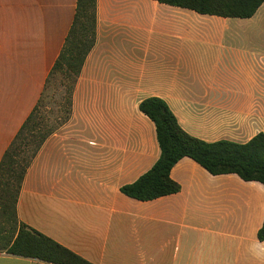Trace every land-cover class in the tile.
Wrapping results in <instances>:
<instances>
[{
	"label": "crops",
	"instance_id": "obj_1",
	"mask_svg": "<svg viewBox=\"0 0 264 264\" xmlns=\"http://www.w3.org/2000/svg\"><path fill=\"white\" fill-rule=\"evenodd\" d=\"M77 0H0V163L47 87ZM157 97L207 143L264 134V3L251 18L154 0H97V42L70 120L45 141L17 203L21 223L92 264H264V184L212 175L185 157L180 192L121 188L160 157L139 108ZM0 264H52L0 250Z\"/></svg>",
	"mask_w": 264,
	"mask_h": 264
},
{
	"label": "trees",
	"instance_id": "obj_2",
	"mask_svg": "<svg viewBox=\"0 0 264 264\" xmlns=\"http://www.w3.org/2000/svg\"><path fill=\"white\" fill-rule=\"evenodd\" d=\"M200 14L230 18H251L264 0H154ZM97 42V0H77L73 24L49 77L61 73L67 82L65 110L59 125L37 122L38 105L12 141L0 163V250L52 264H92L51 238L21 223L17 203L25 175L45 141L66 124L73 111V94L88 55ZM49 80L47 84L49 83ZM40 102V101H39ZM156 127L161 154L153 167L121 192L139 201H150L180 192L171 170L188 157L210 174H235L245 181L264 184V134L246 144L229 141L207 143L186 133L166 102L147 98L139 106ZM258 238L264 241V223Z\"/></svg>",
	"mask_w": 264,
	"mask_h": 264
},
{
	"label": "rangeland",
	"instance_id": "obj_3",
	"mask_svg": "<svg viewBox=\"0 0 264 264\" xmlns=\"http://www.w3.org/2000/svg\"><path fill=\"white\" fill-rule=\"evenodd\" d=\"M66 84L63 75L59 72L55 73L47 84L36 113L37 122L45 128L59 125L65 110Z\"/></svg>",
	"mask_w": 264,
	"mask_h": 264
}]
</instances>
